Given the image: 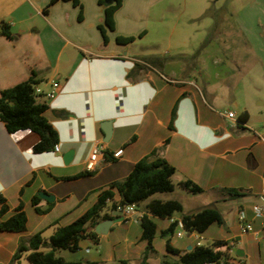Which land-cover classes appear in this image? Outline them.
Returning <instances> with one entry per match:
<instances>
[{"label": "crops", "instance_id": "obj_1", "mask_svg": "<svg viewBox=\"0 0 264 264\" xmlns=\"http://www.w3.org/2000/svg\"><path fill=\"white\" fill-rule=\"evenodd\" d=\"M79 1L81 9L69 1L48 6L49 0H0V22L8 23L15 36L12 41L0 36V90L25 81L35 71L37 101L47 105L45 117L57 133L59 146L57 153L34 154L31 148L39 140L37 134L28 130L11 134L0 123V194L8 207L2 219L18 207L26 215L22 233L0 232L5 234L0 241V264L10 262L21 237L41 230L47 240L58 226L75 220L144 157L163 158L174 168L173 191L156 198L178 200L183 213L197 212L212 203L185 210L177 196L178 190L187 192L180 182L189 180L202 189L198 194L214 195L223 223L209 226L197 234L200 238L227 242L231 262L264 264L260 219L251 211L252 205L261 204L258 193L264 168V127H256L251 114L253 107L264 106L263 98L258 100L259 88L264 87V0H250L237 15L236 29L244 54L250 58L245 65L252 84L245 86L240 75L244 65L237 73L228 69L218 73L216 68L214 73L204 72L205 61L199 58L202 50L213 48V42H200L192 57L175 52L169 44L158 55L137 51L134 39L146 35L148 27L147 14L138 12L135 0L121 1L113 14V30L106 29V43L97 28L103 24L104 8L97 0ZM117 36L133 40L119 44ZM230 45L225 50L237 49ZM254 72L261 75L256 82ZM54 83L55 96L48 99L46 94ZM230 111L232 119L224 116ZM102 121L111 122L108 138ZM95 147H100L101 154L94 170L86 172L85 163ZM119 149L121 155L114 158L112 154ZM70 150L71 160L64 164L63 154ZM225 190L238 196L229 198ZM40 191L53 200L40 198ZM34 196L38 199L33 203ZM240 211L251 222L253 233H239ZM118 217L115 211L109 219ZM179 219L174 214L169 220L153 219V247L159 255L164 253L161 232ZM181 232L186 239L175 235L170 241L174 248L181 251L196 245L194 234ZM110 234L109 250L103 242ZM140 234L139 222L115 221L105 234H98V243L92 242L94 252L87 242L79 243L77 251L83 249L87 254L79 260L139 263L145 251ZM65 254L56 253L67 261L77 260L74 254ZM22 262L29 264L24 256L14 264Z\"/></svg>", "mask_w": 264, "mask_h": 264}, {"label": "trees", "instance_id": "obj_2", "mask_svg": "<svg viewBox=\"0 0 264 264\" xmlns=\"http://www.w3.org/2000/svg\"><path fill=\"white\" fill-rule=\"evenodd\" d=\"M58 1H69L73 6L81 9L79 0H49L48 6ZM121 1L111 0L105 3L104 0H97L98 5L104 8L103 24L97 27L104 43L107 42L106 29L114 28L113 14L121 6ZM0 36L11 41L15 39L10 25L4 21L0 22ZM132 40V37L115 38L119 44H129ZM206 43L203 42V45ZM38 83L36 72L32 70L25 81L0 90V123H3L6 131L11 134L23 130L37 134L39 140L31 148L34 154L52 151L58 141L56 131L45 117L47 105L37 101L38 95L35 89ZM174 172V168L163 158L156 157L153 160H149L148 157L142 158L134 164L125 178L111 183L109 189L102 191L88 210L72 222L58 226L47 240L43 238L41 230L27 237H21L7 264H14L22 256L29 264H98L90 260L67 261L56 253L59 250L76 252L79 243L83 240L98 243V234L94 232V226L101 220L109 219L110 213L116 211L117 205L131 204L142 213L139 220L140 240L146 244L144 259L136 264H148L145 261L147 253L155 254L153 239L156 234V224L153 219L169 220L174 213H180V219L171 222L167 229L161 232V236L165 238L164 253L158 264H207L230 260L229 246L225 241L217 240L207 245H192L189 250L181 251L171 245L170 237L178 222L188 234L192 232L203 234L209 226L223 223L219 211L211 206L194 213H183L182 205L178 200L149 199L154 194L173 191ZM179 186L193 194L202 192L201 188L189 180L180 182ZM225 192L229 198L238 196L231 190ZM37 199L38 197L34 196L32 202ZM7 208L5 198L0 194V232L22 233L26 224L25 212L18 207L8 218L2 219ZM35 211L39 212L38 209ZM44 248L47 250H42Z\"/></svg>", "mask_w": 264, "mask_h": 264}, {"label": "rangeland", "instance_id": "obj_3", "mask_svg": "<svg viewBox=\"0 0 264 264\" xmlns=\"http://www.w3.org/2000/svg\"><path fill=\"white\" fill-rule=\"evenodd\" d=\"M135 1L136 3L138 2V12L145 11L147 14L145 20L148 27V33L146 35L134 39L135 42L133 43V46L137 51H153L158 55V53L165 50V46L169 44L172 48H176L174 49V51L176 50L175 52L181 51V53L191 55L192 57L199 47L200 42H213L211 44L213 45V48L202 50L199 58L205 61V64L202 66L204 72L210 73L211 71V73H214L216 68L218 73H225L227 69L233 70L234 73H237L238 70H241V66L244 65L246 69H244V72L240 73L242 81L244 82L243 85L252 84L249 80L250 73H247L249 70V67L247 68L249 64L248 60L250 58L248 55L244 54L247 52L242 46L240 40L241 37L236 29V26L238 25L237 15L242 12V9L248 2H250V0H160L157 3L148 2V0H146L147 3L145 0ZM235 12H237L236 15H234ZM231 29L233 30L231 31ZM228 30L232 33H227ZM216 31H218V33H215ZM232 43L235 44L237 49L234 51L225 50L227 49L226 47H231L230 44ZM217 47L218 49L216 51L215 48ZM232 52L234 54L233 56L231 55ZM214 56L218 59V62L216 61L214 63ZM253 64L254 63L251 62L250 66L254 67L255 65ZM253 75L255 82L261 76L260 73L257 75L256 72H254ZM253 75L251 73V76ZM259 89L260 97L258 100H261L262 98L264 100V87L260 86ZM254 105H256L255 102ZM251 114L255 126L258 128L264 127V106L253 107ZM159 195L160 194H154L149 199L156 198ZM177 196L183 202L185 210H194L193 208H199L200 206L210 203H212L211 207L216 208L213 203V194H193L178 190ZM219 206L225 211L222 203H219ZM224 211L222 212L224 213ZM174 216L179 217L180 213H174ZM180 230L181 229L177 226L170 237V241H173L176 232ZM3 235L5 234H0V241L4 239ZM112 237L113 234H110L105 238L103 243L106 249H111ZM182 237V239H186L184 234ZM83 241L88 243L91 253L95 251L96 247L93 246L92 242L89 240ZM178 241L181 242V240ZM212 242V240H208L204 237L200 239L201 245L211 244ZM59 251H63L66 253L65 255H68L69 253L74 254V258L77 260L87 255L83 249L77 252H69L65 250ZM145 253L146 249L144 251V254ZM143 259L139 260V262ZM161 259L162 254L159 255L156 251L155 255L147 253L145 261L148 264H158ZM155 261H158V263H154ZM22 263L25 264L26 262ZM108 264L122 263L112 262Z\"/></svg>", "mask_w": 264, "mask_h": 264}, {"label": "built area", "instance_id": "obj_4", "mask_svg": "<svg viewBox=\"0 0 264 264\" xmlns=\"http://www.w3.org/2000/svg\"><path fill=\"white\" fill-rule=\"evenodd\" d=\"M56 88H57V84L54 83L53 84V90L46 94V97L48 99H52L55 96ZM35 92H38V90H36ZM224 116L229 118V119H232L234 117V113L231 111L225 112ZM58 151H59L58 144H54L52 152L57 153ZM121 153H122V150L119 149L116 152H114L112 154V156L114 158H118L121 155ZM99 154H101L100 147H95L91 151V153L88 157V160L85 163V171L86 172H92L94 170ZM260 181H261V185H260V191L258 193V198H259L261 204L252 205L251 211L253 213L254 218L260 219L259 233L261 234V240H262V243L264 245V168H263V171L261 174ZM116 211L118 213H120V216L122 217L123 221H131L134 223H138L141 216H142V213L137 211L135 206L132 204L131 205H123V206L117 205ZM237 224H238L239 233L242 235L254 232L251 222L246 219V216H245L243 211H240L237 215ZM178 227L180 229H182V225L180 222H178ZM189 234H194L195 240H196V245H201V243H200L201 238H200V236L197 235V233L192 232ZM175 235H176V237H182L183 236V234L181 233V230L178 231ZM207 264H239V263H234V262H231V260H227L225 262L219 261V262H213V263H207Z\"/></svg>", "mask_w": 264, "mask_h": 264}, {"label": "water", "instance_id": "obj_5", "mask_svg": "<svg viewBox=\"0 0 264 264\" xmlns=\"http://www.w3.org/2000/svg\"><path fill=\"white\" fill-rule=\"evenodd\" d=\"M111 0H104L105 3H109ZM101 127L103 129V132H104V135L106 138H108L109 136V133H110V130H111V122L110 121H102L101 123ZM72 153L73 151L70 150V151H67L63 154V157H62V161L64 164H67L70 160H71V157H72ZM37 195L40 197V198H43V199H46L48 201H52L53 200V196L52 195H49L43 191H40L37 193ZM122 220V217H118L116 220H111V219H106V220H103L101 222H98L95 226H94V232L97 233V234H105L109 228V226L115 222V221H121ZM190 249V247H188V250Z\"/></svg>", "mask_w": 264, "mask_h": 264}]
</instances>
